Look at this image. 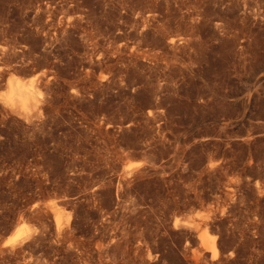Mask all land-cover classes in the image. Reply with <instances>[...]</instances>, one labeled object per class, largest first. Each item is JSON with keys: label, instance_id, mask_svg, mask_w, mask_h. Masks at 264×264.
Wrapping results in <instances>:
<instances>
[{"label": "rangeland", "instance_id": "374dc122", "mask_svg": "<svg viewBox=\"0 0 264 264\" xmlns=\"http://www.w3.org/2000/svg\"><path fill=\"white\" fill-rule=\"evenodd\" d=\"M0 264H264V0H0Z\"/></svg>", "mask_w": 264, "mask_h": 264}, {"label": "bare ground", "instance_id": "6f19581e", "mask_svg": "<svg viewBox=\"0 0 264 264\" xmlns=\"http://www.w3.org/2000/svg\"><path fill=\"white\" fill-rule=\"evenodd\" d=\"M40 86L34 81L28 83H23L18 78H12L8 81V91L5 94L4 100L8 106H22L27 107L32 101L37 100V96L41 94ZM229 222V221H228ZM57 223L59 225V219H57ZM60 226V225H59ZM17 234H14V238L11 240L12 243L9 241L4 244L5 245H14L18 239H20V231ZM201 239L203 240L204 245L208 250L211 252L213 258H215L218 254L216 247H215V240L216 236L209 234L206 228L203 229L201 234Z\"/></svg>", "mask_w": 264, "mask_h": 264}, {"label": "snow or ice", "instance_id": "6c2138e0", "mask_svg": "<svg viewBox=\"0 0 264 264\" xmlns=\"http://www.w3.org/2000/svg\"><path fill=\"white\" fill-rule=\"evenodd\" d=\"M9 243H12V241L10 240Z\"/></svg>", "mask_w": 264, "mask_h": 264}]
</instances>
